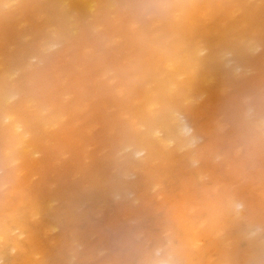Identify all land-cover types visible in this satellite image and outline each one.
<instances>
[{
  "label": "bare ground",
  "instance_id": "1",
  "mask_svg": "<svg viewBox=\"0 0 264 264\" xmlns=\"http://www.w3.org/2000/svg\"><path fill=\"white\" fill-rule=\"evenodd\" d=\"M0 170V264H264V0H0Z\"/></svg>",
  "mask_w": 264,
  "mask_h": 264
},
{
  "label": "rangeland",
  "instance_id": "2",
  "mask_svg": "<svg viewBox=\"0 0 264 264\" xmlns=\"http://www.w3.org/2000/svg\"><path fill=\"white\" fill-rule=\"evenodd\" d=\"M0 178H3L4 177V175L6 174V172H5V170H0Z\"/></svg>",
  "mask_w": 264,
  "mask_h": 264
}]
</instances>
